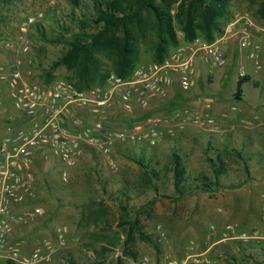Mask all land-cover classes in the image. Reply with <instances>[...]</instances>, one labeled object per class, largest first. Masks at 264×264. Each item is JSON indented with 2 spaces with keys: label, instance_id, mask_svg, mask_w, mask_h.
<instances>
[{
  "label": "rangeland",
  "instance_id": "obj_1",
  "mask_svg": "<svg viewBox=\"0 0 264 264\" xmlns=\"http://www.w3.org/2000/svg\"><path fill=\"white\" fill-rule=\"evenodd\" d=\"M263 5L264 0H230L229 12L221 19V31L215 39H220L240 16L251 19L252 39L262 47V69H256L248 53L240 49L237 38L229 40L228 45L235 43L234 56L229 60L232 70L239 79L242 71L247 73L248 91L252 93L258 88L264 91ZM69 11L72 7L68 0H0V60L11 64L18 58L24 21L44 13L46 19L41 26L48 38L42 37L37 26L28 32L33 44L29 57L33 66L27 76L40 84L67 79V69L55 63L68 46L51 38L61 31L58 20L66 19L72 24L66 14ZM76 17H81L78 9ZM176 28L179 46L186 44L183 32L178 25ZM152 42L148 39L141 45L138 65L153 61ZM236 94L233 89L232 100H237ZM169 102L152 103L149 115L179 119L188 116L187 109L168 112ZM142 120L139 114L121 127H131ZM180 138L155 149L120 148L111 156L116 169L100 152L87 151L69 171L68 183L62 180V164L45 154L34 170L38 191L35 205L44 213L31 225L18 228L16 238L27 242L28 253L52 241L57 251L47 264H264L263 192L257 190L254 196L220 193L214 165L206 162L200 174H185L182 190L186 193L176 198L172 167L174 153L179 154L175 142ZM228 225L236 230L228 232ZM58 228L65 231L63 246L56 241ZM255 233L260 238H237ZM0 264L9 263L1 260Z\"/></svg>",
  "mask_w": 264,
  "mask_h": 264
},
{
  "label": "built area",
  "instance_id": "obj_2",
  "mask_svg": "<svg viewBox=\"0 0 264 264\" xmlns=\"http://www.w3.org/2000/svg\"><path fill=\"white\" fill-rule=\"evenodd\" d=\"M45 19L44 13L29 16L22 26L20 55L11 64L0 60V92L6 91L16 111L7 120L0 138V261L12 264H47L57 251L52 241H45L28 253L27 242L16 238L18 228L31 225L44 213L42 207L35 205L38 191L34 170L42 156L48 154L62 164V180L68 183L69 171L87 151L100 152L116 169L118 166L111 156L120 148L155 149L168 140L180 138L190 124L217 125L209 112L188 113L179 119L151 116L149 109L152 103L167 100L176 85L186 93L196 86L199 56L210 69L226 67L229 59L225 45L233 38L239 40L240 49L248 53L256 69H262V47L252 39L253 22L243 15L220 39L209 43L197 38L179 46L162 63L138 66L127 79L112 73L103 86L88 90H79L66 79L40 84L27 76L33 66L29 59L33 44L28 32ZM246 76L242 71L241 77ZM211 107L207 104L208 110ZM139 114L145 117L142 121L121 127ZM226 229L236 230L233 225ZM56 235L59 245H65L63 228H58ZM237 238L247 241L260 237L255 233Z\"/></svg>",
  "mask_w": 264,
  "mask_h": 264
},
{
  "label": "trees",
  "instance_id": "obj_3",
  "mask_svg": "<svg viewBox=\"0 0 264 264\" xmlns=\"http://www.w3.org/2000/svg\"><path fill=\"white\" fill-rule=\"evenodd\" d=\"M68 1L72 11L66 14L72 24L66 19L58 20L61 31L57 33L55 30L51 40L68 46L55 66L65 67L70 74L66 80L79 90L103 86L112 73L129 78L140 66L141 45L148 39L153 41L152 62H164L180 45L176 25L183 32L185 42L202 38L212 43L221 31V19L230 7V0ZM77 9L81 12L80 19L76 17ZM37 27L42 37L48 38L44 27ZM67 33L71 34L70 38L66 37ZM249 80V76L240 77L237 100H242L243 86ZM210 162L214 165V172L219 174V165L214 159ZM172 172L178 193L176 198L180 199L186 193L182 190L186 178L177 152L173 155Z\"/></svg>",
  "mask_w": 264,
  "mask_h": 264
},
{
  "label": "crops",
  "instance_id": "obj_4",
  "mask_svg": "<svg viewBox=\"0 0 264 264\" xmlns=\"http://www.w3.org/2000/svg\"><path fill=\"white\" fill-rule=\"evenodd\" d=\"M234 48V41L225 45L229 60L234 56ZM197 68L196 86L186 93L176 85L167 99L170 101L168 112L176 113L183 109H187L191 115L209 112L217 121V125L206 128L190 124L180 140L175 142L185 174H200L203 164L211 163L210 159H214L221 169L219 174L214 172L220 193L252 196L255 191L261 190L264 198L263 89L249 92V84L246 82L242 100H232L231 93L233 89L237 90L240 81L232 70V60L226 67L210 69L203 57L199 56ZM0 93L1 138L7 120L16 111L6 91ZM202 95L207 98L200 97ZM209 103L212 105L210 110L207 109Z\"/></svg>",
  "mask_w": 264,
  "mask_h": 264
}]
</instances>
